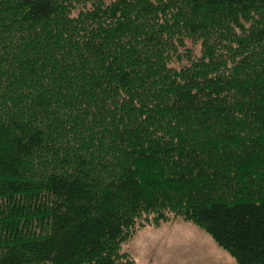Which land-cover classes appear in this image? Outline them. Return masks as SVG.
<instances>
[{"label": "trees", "instance_id": "obj_1", "mask_svg": "<svg viewBox=\"0 0 264 264\" xmlns=\"http://www.w3.org/2000/svg\"><path fill=\"white\" fill-rule=\"evenodd\" d=\"M169 215L264 264V0H0V264Z\"/></svg>", "mask_w": 264, "mask_h": 264}, {"label": "rangeland", "instance_id": "obj_2", "mask_svg": "<svg viewBox=\"0 0 264 264\" xmlns=\"http://www.w3.org/2000/svg\"><path fill=\"white\" fill-rule=\"evenodd\" d=\"M105 3L111 0H104ZM134 264H238L202 228L180 216L136 225L122 244Z\"/></svg>", "mask_w": 264, "mask_h": 264}]
</instances>
